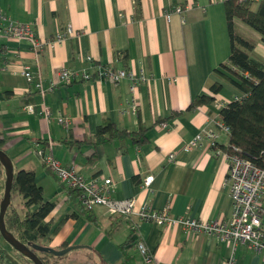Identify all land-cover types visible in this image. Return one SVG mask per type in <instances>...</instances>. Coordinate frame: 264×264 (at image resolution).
Returning <instances> with one entry per match:
<instances>
[{"label": "crops", "instance_id": "obj_1", "mask_svg": "<svg viewBox=\"0 0 264 264\" xmlns=\"http://www.w3.org/2000/svg\"><path fill=\"white\" fill-rule=\"evenodd\" d=\"M259 1H253L252 9ZM174 7L183 12L167 22L164 12ZM0 11L14 23L30 25L41 42L65 36L37 53L26 41L0 34L2 150L13 170L35 173L44 201L55 204L46 221L56 227L66 219L59 232L40 245L56 251L66 245L71 250L62 259L50 258L48 264H98L99 260L122 264L119 247L138 240L151 252L148 264H264L263 254L242 246L233 248L229 242L178 226L112 217L103 207L91 211V221L74 194L46 170L38 156L40 150L51 153L86 180L110 179L113 200L133 198L137 206L166 209L172 218L227 222L231 203L224 181L229 163L220 148L227 145V135L217 132L221 153L207 142L183 152L208 119L219 115L220 105L241 95L213 73L230 55L223 0H138V4L135 0H0ZM234 24L254 41L251 58L264 63L261 36L239 20ZM106 66L134 74L144 71L149 79L131 95L128 80L113 84L100 78ZM25 68L48 90L43 98L23 77ZM62 69L85 71L91 78L64 86L59 83ZM215 83L221 84L217 94L211 92ZM201 96L214 102L189 109ZM43 104L50 111L47 120L38 115ZM28 106H33V114ZM173 114L177 116L170 118ZM58 118L67 119L69 125L59 124ZM106 119L127 132L147 128L146 142L120 139L85 144ZM162 119H167L165 128L158 123ZM147 176L153 180L142 188ZM133 223H138L135 232ZM123 250L134 264H145L134 245ZM2 251L16 264H26L0 239Z\"/></svg>", "mask_w": 264, "mask_h": 264}, {"label": "built area", "instance_id": "obj_2", "mask_svg": "<svg viewBox=\"0 0 264 264\" xmlns=\"http://www.w3.org/2000/svg\"><path fill=\"white\" fill-rule=\"evenodd\" d=\"M224 1V0H223ZM243 1V0H240ZM258 1V0H251ZM183 8L174 7L166 10L164 16L167 22L170 21L173 14L180 15ZM0 34L6 38H12L19 41H26L34 52H40L44 47L53 43L61 42L65 36L58 34L53 41L41 42L37 39L36 33L30 25L14 23L7 15L0 11ZM71 35V28L67 31ZM101 79H106L113 84L122 80L129 81V91L134 95L139 85L148 81L149 76L144 71L134 74L127 70H114L110 66L101 69ZM245 79L250 80L249 74H243ZM25 80L32 84L35 90L43 98L48 91L42 85L39 77L34 78L28 68L23 71ZM90 74L85 71L76 72L73 70L62 69L59 73V83L66 86L73 81L89 80ZM52 90V86L49 88ZM240 97V96H239ZM239 97L234 98L238 100ZM132 109L135 111V98H132ZM224 106L220 105L222 108ZM30 114L35 112L33 106H28ZM38 115L46 120L50 117L49 109L43 104L38 111ZM57 122L65 127L69 121L65 118H58ZM163 128L166 127L162 123ZM228 134V128L222 123L220 116L209 118L206 125L199 134L185 145L183 152H189L202 143L207 142L211 149L216 153H221L217 149V132ZM45 168H47L57 179V181L66 188L76 190L80 205L83 209L93 210L95 207H103L112 217L133 218L136 217L139 222H153L159 226L172 225L178 226L196 234H205L212 236L221 242H229L234 248L242 246L247 251L264 255V243L262 242L263 233L261 227L264 221V169L256 168L251 162L240 159L237 156L227 157L228 172L224 185L228 189L231 203L230 218L227 222L219 221L199 222L195 220H185L182 218H172L166 209L161 211L149 210L146 206H137L136 201L125 199L116 201L110 197L113 183L110 179L95 177L89 180L81 177L74 169L66 168L56 160L51 153L38 152ZM170 162L174 161V155L169 156ZM153 180L152 176H147L142 181V188H148ZM138 223L132 224V230H136ZM136 250L143 263L152 262L151 252L142 241L136 245Z\"/></svg>", "mask_w": 264, "mask_h": 264}, {"label": "trees", "instance_id": "obj_3", "mask_svg": "<svg viewBox=\"0 0 264 264\" xmlns=\"http://www.w3.org/2000/svg\"><path fill=\"white\" fill-rule=\"evenodd\" d=\"M135 2L138 4V0ZM223 2L230 55L228 61L220 64L213 73L220 80L235 86L241 95L238 100L233 99L230 103L224 104L219 111L222 123L228 128L227 145L220 148L227 157L237 156L251 162L258 169H264V63L251 58L250 52L254 48V41L240 34L234 24L235 20L241 21L258 33L264 42V0L258 2L255 10L252 9L253 1L251 0H224ZM121 55L124 56V59L127 58V54ZM245 73L249 74L250 80L245 79L243 76ZM220 90V83H215L211 87L213 94H217ZM213 102L214 98L201 96L190 104L189 109L210 105ZM176 116L177 114H173L170 118ZM166 120H159L158 123H164ZM147 131V128L139 126L138 132H127L117 128L110 120L106 119L97 128L96 134L85 140L84 143L101 145L114 140L130 139L135 144H144ZM3 145L4 142L0 141V150ZM46 170L51 173L47 168ZM4 182V169L0 163V202L3 198ZM68 189L74 194L82 212L92 221L91 210L83 209L76 190ZM54 206L53 202L44 201L43 189L36 183L33 171L13 170L10 205L4 216V224L7 232L17 241L25 246H39L44 239L55 236L66 219L56 227H53L52 222L46 221ZM135 231L133 230V232ZM261 231L264 243V221ZM0 239L4 241L1 236ZM139 241L134 243L126 241L119 247L123 254L122 264H134V259L128 256L123 249L128 244L134 245L136 248ZM62 248L65 249L67 246L64 245ZM41 254L43 256L38 257L43 264H48L50 258L62 259L65 256H54L46 252H41ZM0 261L3 264H16L3 251L0 252ZM98 264L107 263L99 260Z\"/></svg>", "mask_w": 264, "mask_h": 264}, {"label": "water", "instance_id": "obj_4", "mask_svg": "<svg viewBox=\"0 0 264 264\" xmlns=\"http://www.w3.org/2000/svg\"><path fill=\"white\" fill-rule=\"evenodd\" d=\"M0 163L4 169L5 182H4V193L3 198L0 202V236L2 239L17 253L28 259L33 264H43L39 259L36 252H46L54 256L66 255L71 248H65L63 250H53L44 246H25L17 241L9 232H7L4 224V216L8 206L10 205V193L13 181V165L7 154L0 150ZM35 251V252H34Z\"/></svg>", "mask_w": 264, "mask_h": 264}, {"label": "rangeland", "instance_id": "obj_5", "mask_svg": "<svg viewBox=\"0 0 264 264\" xmlns=\"http://www.w3.org/2000/svg\"><path fill=\"white\" fill-rule=\"evenodd\" d=\"M217 143V142H216ZM218 148V147H217ZM213 150V149H212ZM224 153V152H223ZM222 223V222H221ZM225 223V222H223ZM4 244L7 246V248H9L10 250L13 251V254H15L17 256V258H19V260H21L22 262L26 263V264H32L28 259L22 257L20 254H18L16 251H14L5 241H3ZM38 256H43L40 252L37 253Z\"/></svg>", "mask_w": 264, "mask_h": 264}]
</instances>
